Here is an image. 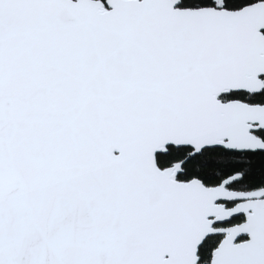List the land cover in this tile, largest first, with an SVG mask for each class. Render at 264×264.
<instances>
[{
  "label": "snow or ice",
  "instance_id": "obj_1",
  "mask_svg": "<svg viewBox=\"0 0 264 264\" xmlns=\"http://www.w3.org/2000/svg\"><path fill=\"white\" fill-rule=\"evenodd\" d=\"M0 264H264V0H0Z\"/></svg>",
  "mask_w": 264,
  "mask_h": 264
}]
</instances>
